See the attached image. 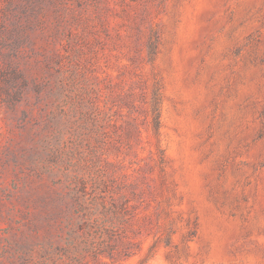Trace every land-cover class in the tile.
Wrapping results in <instances>:
<instances>
[{
	"label": "rangeland",
	"instance_id": "rangeland-1",
	"mask_svg": "<svg viewBox=\"0 0 264 264\" xmlns=\"http://www.w3.org/2000/svg\"><path fill=\"white\" fill-rule=\"evenodd\" d=\"M79 182L126 201L114 264H264V0H0V264L66 245Z\"/></svg>",
	"mask_w": 264,
	"mask_h": 264
},
{
	"label": "trees",
	"instance_id": "trees-1",
	"mask_svg": "<svg viewBox=\"0 0 264 264\" xmlns=\"http://www.w3.org/2000/svg\"><path fill=\"white\" fill-rule=\"evenodd\" d=\"M149 58L154 54V43L149 45ZM160 89L155 82L148 101V115L154 135L160 129ZM80 187L74 192V202L77 216L68 224L66 245L55 246L51 251L45 249L40 254L38 264H114L126 258L130 252V241L124 238L130 225V215L127 204L104 199L105 196L94 190L86 198L87 183L79 182ZM102 185V184H101ZM101 186L99 190L104 189ZM33 252L29 255L27 264H37ZM142 264V263H141Z\"/></svg>",
	"mask_w": 264,
	"mask_h": 264
}]
</instances>
